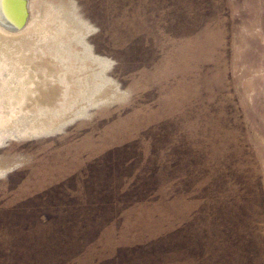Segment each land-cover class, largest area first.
I'll return each mask as SVG.
<instances>
[{
    "label": "rangeland",
    "instance_id": "rangeland-1",
    "mask_svg": "<svg viewBox=\"0 0 264 264\" xmlns=\"http://www.w3.org/2000/svg\"><path fill=\"white\" fill-rule=\"evenodd\" d=\"M0 264H264V0L0 26Z\"/></svg>",
    "mask_w": 264,
    "mask_h": 264
},
{
    "label": "bare ground",
    "instance_id": "bare-ground-1",
    "mask_svg": "<svg viewBox=\"0 0 264 264\" xmlns=\"http://www.w3.org/2000/svg\"><path fill=\"white\" fill-rule=\"evenodd\" d=\"M28 2V0H27ZM21 8V3L18 0H0V21L1 23H5L8 26H13L16 24L17 21V14L16 12L19 11ZM28 8V4H27ZM3 27L2 24H0Z\"/></svg>",
    "mask_w": 264,
    "mask_h": 264
},
{
    "label": "water",
    "instance_id": "water-1",
    "mask_svg": "<svg viewBox=\"0 0 264 264\" xmlns=\"http://www.w3.org/2000/svg\"><path fill=\"white\" fill-rule=\"evenodd\" d=\"M9 1L13 2V0H9ZM18 2L21 3V8L19 11L16 12L17 14L16 24H14L13 26H8L5 23H1L0 21V24H2L6 28V30L11 31V32L19 31L22 28H24L27 23V19H28L27 0H18Z\"/></svg>",
    "mask_w": 264,
    "mask_h": 264
}]
</instances>
